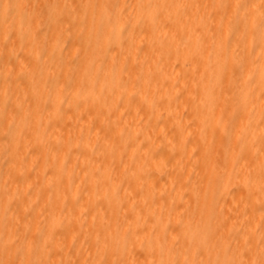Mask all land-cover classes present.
I'll use <instances>...</instances> for the list:
<instances>
[{"label":"bare ground","instance_id":"bare-ground-1","mask_svg":"<svg viewBox=\"0 0 264 264\" xmlns=\"http://www.w3.org/2000/svg\"><path fill=\"white\" fill-rule=\"evenodd\" d=\"M2 151L0 264H264V0H0Z\"/></svg>","mask_w":264,"mask_h":264},{"label":"rangeland","instance_id":"rangeland-1","mask_svg":"<svg viewBox=\"0 0 264 264\" xmlns=\"http://www.w3.org/2000/svg\"><path fill=\"white\" fill-rule=\"evenodd\" d=\"M16 122H18L17 120H16ZM7 153V152H6ZM6 153H5V151H2L0 154H1V157H2V159L4 160V164H3V166H8V163L11 161L10 160V158H8L7 157V155H6ZM4 170V169H3ZM75 174H77V169H75ZM40 174H42V175H44V174H46L47 173V167H44L43 169H41V172H39ZM2 175H3V173H2ZM2 175H1V177H2ZM76 176V175H75ZM74 176V177H75ZM217 197H219L218 196V194H217V191H215L213 194H212V200L215 202V200H216V198ZM31 215L32 214H30L29 216L31 217ZM35 245H37V244H35ZM21 246H22V244H20L19 242H17V239H16V248L18 249V251H19V249L21 248ZM174 258H177V256H173V257H169L168 259H169V261L170 260H172V259H174Z\"/></svg>","mask_w":264,"mask_h":264}]
</instances>
